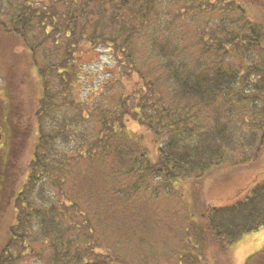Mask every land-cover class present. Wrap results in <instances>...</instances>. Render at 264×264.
<instances>
[{
    "label": "trees",
    "instance_id": "trees-1",
    "mask_svg": "<svg viewBox=\"0 0 264 264\" xmlns=\"http://www.w3.org/2000/svg\"><path fill=\"white\" fill-rule=\"evenodd\" d=\"M247 7L231 0H0V212L14 210L0 264H154L139 203L173 196L234 163L229 114L237 109L247 114L255 105L256 153L264 144V72L253 62H264V25ZM101 48L119 77L135 74L142 83L130 98L109 96L108 107L91 108L84 100L83 108L75 91L86 76L84 58ZM22 56L24 75L34 72L41 88L29 117L13 68ZM143 57L152 62L147 73L139 69ZM127 113L153 135V156L126 132ZM34 124L31 159L17 178L19 142ZM231 195L199 221L198 234L222 246L264 227V182ZM133 244L138 255L128 260ZM196 259L186 254L180 262ZM245 264H264V249Z\"/></svg>",
    "mask_w": 264,
    "mask_h": 264
},
{
    "label": "rangeland",
    "instance_id": "rangeland-1",
    "mask_svg": "<svg viewBox=\"0 0 264 264\" xmlns=\"http://www.w3.org/2000/svg\"><path fill=\"white\" fill-rule=\"evenodd\" d=\"M231 1L241 6L248 4L249 15L258 19L260 23L263 21L264 25V0ZM202 22L204 21H199V23ZM4 51L0 47V74L2 73L3 56L6 55ZM24 59L23 56L17 58L13 68L19 71L16 81L23 86L19 95L22 99L21 111L29 117L33 106L38 101L41 88L34 72L27 71V74L24 75L27 70ZM146 59L143 57L139 62V69L142 70V73H147L146 69L148 70L149 64L152 63ZM84 62L86 65L82 70L86 76L80 81L81 83L78 84L75 91L76 95H79L77 98L83 100V108L86 103L84 100H87L86 108H91L98 103L108 107L107 98L109 96L117 99L121 94L126 99L130 98L134 90L142 83L139 82V77L135 74L127 76L124 74V76L119 77L120 73L116 74L119 70L115 67L114 59L104 48L87 55ZM253 62L264 72V62L259 59H255ZM120 70L122 71V69ZM117 78L120 80L116 82ZM0 85H2L1 77ZM125 103L127 108L131 107L129 102L126 101ZM254 106L248 107L247 114L239 109L234 114H229L231 117L229 127H232L230 137L233 140V145L236 144L234 145L236 149L233 150L234 160L232 161L234 163H226L221 168H213L197 182L182 184L173 196H161L153 203H139L147 213L150 223L148 231L152 230L148 244L153 245L151 252L154 257L149 260L154 264H182L180 262L181 257L186 254L195 256L197 258L196 264H245L248 257L264 249V227L255 233L243 235L240 240L228 246H222L205 231L201 236L198 234L201 233L198 230L201 226L199 223L201 221L200 216L206 212L208 206L212 204L222 205L224 199L231 197L233 192L246 191L255 182H264V144L261 146V150L256 153L260 134L252 132V127H249V123L256 119L257 108L255 109ZM235 108H239V105ZM250 109L255 110L252 112ZM126 117L129 118L125 122L128 135L135 142H139L148 155L153 156L158 146L153 140V135L136 121L131 120L128 113ZM244 117L246 119L245 125L242 124ZM34 126L35 124L28 127L25 143L19 142L22 153L18 159L17 178L24 175L26 165L31 159L36 134ZM253 137L256 140L252 146H249ZM244 152L246 155H242ZM254 153L256 158H252L251 161H241L246 157L251 158ZM13 214V206L6 207L0 212V248L7 240L8 227L12 223ZM147 248L150 251V248ZM171 252L172 254H170ZM126 253L129 255L127 256L128 260H134L138 255L136 245L133 244Z\"/></svg>",
    "mask_w": 264,
    "mask_h": 264
}]
</instances>
